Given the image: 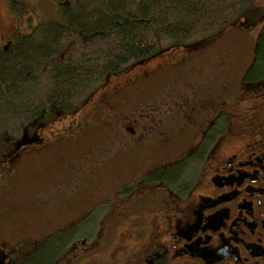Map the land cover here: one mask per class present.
Masks as SVG:
<instances>
[{"label":"flooded vegetation","instance_id":"1","mask_svg":"<svg viewBox=\"0 0 264 264\" xmlns=\"http://www.w3.org/2000/svg\"><path fill=\"white\" fill-rule=\"evenodd\" d=\"M250 19L239 33L256 45L264 19ZM205 40L113 73L49 145L32 127L50 117L7 139L0 264H264V75L248 76L255 53L216 57ZM33 155L50 157L42 228L12 206Z\"/></svg>","mask_w":264,"mask_h":264},{"label":"trees","instance_id":"2","mask_svg":"<svg viewBox=\"0 0 264 264\" xmlns=\"http://www.w3.org/2000/svg\"><path fill=\"white\" fill-rule=\"evenodd\" d=\"M54 17L0 54V150L36 120L74 112L107 76L214 35L254 0H52ZM12 15L27 0H6ZM28 22H31L29 19ZM248 76L264 75V28Z\"/></svg>","mask_w":264,"mask_h":264},{"label":"rangeland","instance_id":"3","mask_svg":"<svg viewBox=\"0 0 264 264\" xmlns=\"http://www.w3.org/2000/svg\"><path fill=\"white\" fill-rule=\"evenodd\" d=\"M129 1L132 3H137L140 0ZM27 5L28 7L25 8V11L20 13L19 22H17V18L12 15L9 10L6 0H0V39L2 41L9 37L10 33L13 31V28L16 29L17 27L19 31L24 34L30 30V26L35 27L38 22L50 19L55 15V3H53L52 0H27ZM253 14L262 16L264 19V0H254L252 5L248 8L247 13L240 15L235 21L231 22L224 29H222V31L209 36L205 41H202L196 47L200 49L206 48L208 50V54H216V57L220 56L222 53H225L226 50H230L232 51V54H234V60L239 59V61L240 59L244 61V58H247V54H251L253 56L255 45L254 39L251 37V35L247 36L245 39L247 34L239 33V30H243L248 27L251 20L250 16ZM29 19L31 22H28ZM262 24H264V22H262ZM237 37L242 40V43H240V40H238ZM192 52L193 51L180 52L177 50V48H174L160 54L169 53V55H165L163 58H173L176 55L188 54ZM153 60L154 61L152 63L146 65L144 68H150L155 63L159 62V58ZM145 63L147 64L148 61ZM134 68H137V66ZM118 78L119 75H109L106 78L104 87H112L113 83H115ZM95 95H93V97L89 99V101L84 104L83 107H81V111L79 110L78 114L75 116L76 119L80 118L89 111ZM73 115L74 114H70L69 112H56V114H54L48 120L37 123L33 125L32 128L36 132L41 133V135H44L43 132H46L52 128L55 130L57 128H59V130L64 129L69 125L68 121H70V116ZM56 134L58 135L59 132H56L53 135V138H55ZM42 138L45 140L44 142L49 145L51 137L46 138V135H44ZM49 151L50 152L48 153H51V150ZM49 158L43 159L40 157V155L36 157L33 155L31 160H26L27 162H23V167L22 164H20V192L13 196L14 205L12 206L21 209L22 212V214L17 215V217H27L31 223H37L38 228L43 227L40 224L44 222L45 219L50 217L52 215L51 212H53L44 208V205L39 198L42 197L41 193L44 190L51 187L49 182L50 178H48L49 174L46 168V166H48L50 163ZM105 184L106 181L103 183V185Z\"/></svg>","mask_w":264,"mask_h":264}]
</instances>
